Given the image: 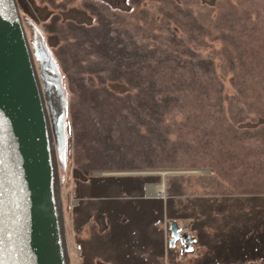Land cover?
I'll return each instance as SVG.
<instances>
[{"label":"rangeland","instance_id":"374dc122","mask_svg":"<svg viewBox=\"0 0 264 264\" xmlns=\"http://www.w3.org/2000/svg\"><path fill=\"white\" fill-rule=\"evenodd\" d=\"M17 5L66 92L70 264H264V0Z\"/></svg>","mask_w":264,"mask_h":264},{"label":"water","instance_id":"95a60500","mask_svg":"<svg viewBox=\"0 0 264 264\" xmlns=\"http://www.w3.org/2000/svg\"><path fill=\"white\" fill-rule=\"evenodd\" d=\"M52 64L53 122L17 0H0V264H70L53 140V126L65 140L66 92ZM170 225L173 245L183 227Z\"/></svg>","mask_w":264,"mask_h":264},{"label":"bare ground","instance_id":"6f19581e","mask_svg":"<svg viewBox=\"0 0 264 264\" xmlns=\"http://www.w3.org/2000/svg\"><path fill=\"white\" fill-rule=\"evenodd\" d=\"M20 12V11H19ZM27 36V35H26ZM28 39V38H27ZM35 60V59H34ZM53 68H49V73L48 75H50L54 80V76L51 75V73H53ZM53 81V80H52ZM40 82H41V79H40ZM48 82V81H47ZM40 84V83H39ZM41 86V96H42V100H43V104H44V108H45V112L49 115L50 113V107L47 103V101H49V93L48 91L45 92L44 89H43V86H42V82L40 84ZM48 110V112H47ZM52 114V113H51ZM53 119V118H52ZM53 135H54V132H53ZM54 137V136H53ZM127 174H130V173H127ZM166 183H161V184H155V185H151L150 186V193H153V194H159V195H166V192H165V189H166Z\"/></svg>","mask_w":264,"mask_h":264},{"label":"flooded vegetation","instance_id":"af4514ba","mask_svg":"<svg viewBox=\"0 0 264 264\" xmlns=\"http://www.w3.org/2000/svg\"><path fill=\"white\" fill-rule=\"evenodd\" d=\"M43 53V52H42ZM42 76L44 77V79L47 81V80H52V78H51V76L50 75H48V72H46V71H44V67H49L48 65H47V62L46 61H43V63H42ZM48 69V68H47ZM186 228L185 227H183V228H181L179 231H178V234H180V238H178L176 241H179V240H181V241H183V240H187V239H189V240H187L186 241V249H189V246H191V244H192V241H193V239L190 237V235H188V232H187V230H185ZM175 241V242H176ZM185 242V241H184Z\"/></svg>","mask_w":264,"mask_h":264}]
</instances>
